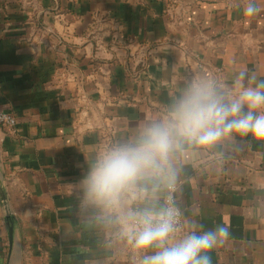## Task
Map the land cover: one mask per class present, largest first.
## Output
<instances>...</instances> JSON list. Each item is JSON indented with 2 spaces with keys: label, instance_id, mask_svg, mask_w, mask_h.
Returning a JSON list of instances; mask_svg holds the SVG:
<instances>
[{
  "label": "crops",
  "instance_id": "1",
  "mask_svg": "<svg viewBox=\"0 0 264 264\" xmlns=\"http://www.w3.org/2000/svg\"><path fill=\"white\" fill-rule=\"evenodd\" d=\"M248 2L0 0V109L17 120L0 126V264H137L118 227L83 205L84 180L193 80L235 95L242 71L264 79V0L252 15ZM173 162L175 189L144 180L149 199L135 208L158 210L172 193L176 239L193 220L223 224L211 264H264V142L184 145Z\"/></svg>",
  "mask_w": 264,
  "mask_h": 264
},
{
  "label": "clouds",
  "instance_id": "2",
  "mask_svg": "<svg viewBox=\"0 0 264 264\" xmlns=\"http://www.w3.org/2000/svg\"><path fill=\"white\" fill-rule=\"evenodd\" d=\"M258 7L249 0L244 12L255 14ZM233 89L237 94L212 80H193L162 120L144 127L134 142L102 153L91 167L83 205L94 206L106 224L118 227L119 236L132 244L137 264H211L213 250L229 237L226 225L206 228L193 220L176 239L182 213L171 198L158 210H137L135 203L149 199L144 180L155 178L163 189H175L173 154L184 145L210 149L234 135L264 142V79L242 71ZM157 190L151 199H157Z\"/></svg>",
  "mask_w": 264,
  "mask_h": 264
},
{
  "label": "built area",
  "instance_id": "3",
  "mask_svg": "<svg viewBox=\"0 0 264 264\" xmlns=\"http://www.w3.org/2000/svg\"><path fill=\"white\" fill-rule=\"evenodd\" d=\"M0 126H3L5 128H8V129H14L16 126H17V120L16 118L11 115L10 113H7L3 110L0 109ZM169 198H171V202L174 204L175 207L179 208L177 205H176V202H175V197L172 193H169L165 200H164V205L166 204V202L169 200ZM180 209V208H179ZM181 213H182V217H181V223L180 225L178 226V230L175 234L176 235H179L180 233H182V230H183V212L182 210L180 209Z\"/></svg>",
  "mask_w": 264,
  "mask_h": 264
}]
</instances>
